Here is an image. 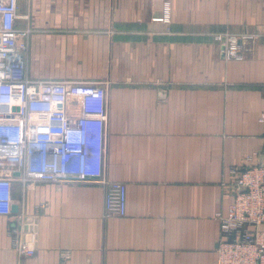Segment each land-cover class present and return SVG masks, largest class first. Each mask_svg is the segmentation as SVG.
Instances as JSON below:
<instances>
[{
	"label": "crops",
	"instance_id": "1",
	"mask_svg": "<svg viewBox=\"0 0 264 264\" xmlns=\"http://www.w3.org/2000/svg\"><path fill=\"white\" fill-rule=\"evenodd\" d=\"M171 21H162L167 3ZM32 79L106 85L109 180L13 183L0 264H217L232 167L264 163V0H19ZM247 34L226 60L219 34ZM36 235L22 257L11 227Z\"/></svg>",
	"mask_w": 264,
	"mask_h": 264
},
{
	"label": "built area",
	"instance_id": "2",
	"mask_svg": "<svg viewBox=\"0 0 264 264\" xmlns=\"http://www.w3.org/2000/svg\"><path fill=\"white\" fill-rule=\"evenodd\" d=\"M18 2L0 0V215L12 213L14 182L48 181L97 182L105 188V216L123 217L127 185L105 171L106 85L30 78L29 29L17 28ZM162 21H171L169 2ZM252 38L215 36L226 60L243 59L241 42ZM231 173L235 191L226 215L217 216V264H264V163ZM11 229L18 254L34 256L36 235Z\"/></svg>",
	"mask_w": 264,
	"mask_h": 264
},
{
	"label": "water",
	"instance_id": "3",
	"mask_svg": "<svg viewBox=\"0 0 264 264\" xmlns=\"http://www.w3.org/2000/svg\"><path fill=\"white\" fill-rule=\"evenodd\" d=\"M15 176H19V173H15ZM19 209H20L19 205H13L12 206V213L18 214L19 213ZM28 239H30V237H28Z\"/></svg>",
	"mask_w": 264,
	"mask_h": 264
}]
</instances>
